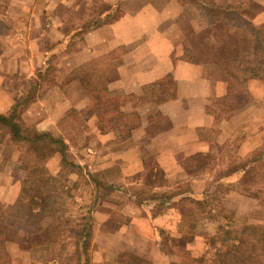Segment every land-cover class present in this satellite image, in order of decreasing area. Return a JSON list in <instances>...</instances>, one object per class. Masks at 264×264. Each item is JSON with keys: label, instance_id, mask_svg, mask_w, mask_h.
<instances>
[{"label": "crops", "instance_id": "1", "mask_svg": "<svg viewBox=\"0 0 264 264\" xmlns=\"http://www.w3.org/2000/svg\"><path fill=\"white\" fill-rule=\"evenodd\" d=\"M59 1L53 9L27 13L25 21L2 15L16 24L13 29L5 28L0 36L10 42V47H0V114L11 110L16 96L28 94L31 81L39 80L38 71L48 65L51 55L59 53L54 85L39 91L41 96L28 108L36 127L62 135L71 112L89 111L84 124L92 134L87 148L90 154L84 149L79 158L68 151L67 158L103 173L112 183L136 187L134 194L116 193L97 208L102 218L94 227L93 263L129 264L124 258L134 255L138 264H187L189 258L196 264H216L217 254L223 251L210 245L211 237L217 235L216 227L208 223L207 229L200 231L196 207L181 200L203 195L208 183L224 171H233L230 180L236 182V169L242 168L259 149L264 135V74L243 78L252 98L236 103L235 112L227 116L221 101L228 96V83L217 57H205L200 62L184 59L186 37L177 25L181 9L186 6L181 0ZM212 2L222 7L231 4V0ZM257 2L264 8V1ZM104 6L106 11L100 13ZM114 8L119 12L108 21ZM99 18L102 23H98ZM253 22L264 24V10ZM21 30L25 33L22 51L17 39ZM223 47H219L218 56H224ZM94 62L103 71L111 98L140 97L144 87L166 76L172 77L176 96L162 105H127L121 109L126 118H137L102 133L97 113L105 101L96 93H88L78 72L80 67ZM255 64L264 69V61ZM150 155L154 157L153 167L163 173L162 185H150L146 180L153 172L148 163ZM9 158L18 161L20 155ZM190 160L208 164L187 173L185 162ZM13 176L0 170V199L9 184L13 194L7 197L17 198L20 180L14 181ZM180 176V184L189 190L182 194L181 185L174 184ZM83 186L86 189L76 200L90 208L93 191ZM151 192L168 193L171 201L161 208L157 202H146L143 207L135 202V194L146 196ZM223 205L235 214L239 240L247 236V228L264 226V206L256 199L230 189ZM36 236L29 238L40 242V236ZM100 241L106 242V249ZM34 245L30 242L28 248L32 250ZM52 262L49 264H55Z\"/></svg>", "mask_w": 264, "mask_h": 264}, {"label": "trees", "instance_id": "2", "mask_svg": "<svg viewBox=\"0 0 264 264\" xmlns=\"http://www.w3.org/2000/svg\"><path fill=\"white\" fill-rule=\"evenodd\" d=\"M202 1L206 7H210H204V10L206 12L209 10L213 17L211 26L220 24L219 27L223 33L221 41L225 46L223 47L224 56L217 55V59L222 69L223 78L228 83V96L221 101V104L226 105L224 111L227 112V116H230L235 112L236 103L242 99L238 100L237 96H233V94L236 95L243 90V78L251 74H264V69L255 64V62L264 61V24L256 25L253 22L256 16L262 12V8L256 0H248L238 6L229 5L227 7L218 6L209 0H181L184 5H187L188 2L196 4ZM250 6L259 8L260 11L252 15L251 22L242 21L243 16L250 15L248 13ZM116 10L119 9L116 8ZM231 23L234 24L231 25ZM213 31L210 28V32ZM183 54L184 59L189 62L202 60L194 55L191 47L185 43ZM58 56L59 53L51 55L48 65L38 71L39 80L32 83V89L28 94L16 96L11 110L8 113L0 114V135H8L10 144L21 149L18 172L23 173L17 198L13 201L0 199V264H12L20 248L24 228H29L32 234L42 236V243L63 242L65 239L64 231L61 230L63 224H58L55 219L59 210L61 193L71 175L85 180L84 184L91 187L94 195V203L89 209V216L84 218L83 227L76 232V245L79 248L77 264H90L86 247L93 240L95 222L91 214L97 211V208L110 194L134 192L133 188L131 190L125 185L111 183L99 172L88 170L89 168L67 159L66 153L70 148L79 152L88 143V138L81 144L78 140L56 136L50 131H39L35 122L30 125L25 120L28 119L30 104L41 96L40 92L54 85ZM254 57L257 61H252ZM98 64L94 62V64L84 65L78 72L81 83L88 93H96L105 100L104 108L97 113V126L102 133H106L111 128L109 121L112 117L124 114L121 109L127 105L134 107H141L144 104L162 105L176 96L174 81L171 76H166L162 80L144 87L140 97L120 95L111 98L108 95L107 81ZM130 118H137V116L130 115ZM55 156L60 161L61 170L58 175L54 176L49 173L48 164ZM158 171L160 170L154 167L148 177L152 179L154 172ZM247 171H255L260 174L259 181L254 186L245 187L240 183L243 175L248 173ZM186 172L191 173L190 168L186 169ZM234 174H238L239 178L236 182L233 180L228 190L236 189L243 195L256 199L264 206V148L244 167L237 169ZM182 179L180 176L174 184L184 185L180 184ZM217 184L218 186L223 185L224 180L216 179L212 183H208L206 191L200 197H188L181 200L183 203L197 207L200 231L206 230L208 223L216 227L217 235L211 237L210 245L214 249L216 247V250H223L222 253L217 254L216 264H264L263 234L258 229H252L251 233H248L243 239L239 240V238L233 237L235 214L227 210L223 205V198L212 191V187ZM188 191V187L184 186L181 194ZM135 195H137L135 202L142 207L149 201L165 205L171 201L170 197H172L168 193L153 192L146 196ZM144 211L146 214L149 212L147 207L144 208ZM46 220L53 221L56 227L54 234L49 236L50 238H46L44 233ZM217 244H220V247Z\"/></svg>", "mask_w": 264, "mask_h": 264}, {"label": "rangeland", "instance_id": "3", "mask_svg": "<svg viewBox=\"0 0 264 264\" xmlns=\"http://www.w3.org/2000/svg\"><path fill=\"white\" fill-rule=\"evenodd\" d=\"M209 1L212 2V0H209ZM247 1L248 0H231V4L228 3L227 6H229V5L238 6V5H241ZM261 1H264V0H261ZM58 3H60L59 0H0V36H2V32L5 30V28L11 27L13 29L15 27L14 25L16 24V23H14V21H10L11 19L6 20V18L2 17V15L4 16L5 14L6 15L9 14V15H12V17H15L19 20L25 21L26 15H28L27 13L32 12L33 10H36L37 12H39V11L41 12L42 10H44L46 8L53 9ZM257 4H259V6L262 8V11H263L264 8L262 7V5H260V3H258V2H257ZM204 7H206V5L203 4V1L196 3V4H193V3L191 4L188 2L187 5L185 6L184 10L181 9L182 13L179 15V19L177 22V25H178L180 31H182V33L186 37L185 38V44H188L189 47H191L194 55H196L197 57L202 58V59H204L205 57H210V58L211 57H217V55L220 54L218 49L222 45L221 39L223 37L222 36L223 33L221 32L220 27H219L220 24L211 26V22H212L213 17L209 13V10H207V12L204 10ZM206 8H210V7H206ZM106 9L107 8H105V6L102 7L100 9V13H102V12L104 13L106 11ZM112 11H110L112 13H110V15H108V16H110L107 18L108 21L116 18V15L119 12V11L115 12V8L112 9ZM259 11H260L259 8H255V7L252 8L250 6L248 9V13L250 15L243 16L241 18L242 21L251 22L252 15L255 14L256 12H259ZM102 22H103L102 18H99L98 23H102ZM233 24L234 23H231V25H233ZM93 25H94V22H93ZM210 28L214 31L210 32ZM70 33L73 34L74 32L71 31ZM17 39L19 40V43H18L19 48L18 49H20V51H22L21 47H23L24 45L21 43L25 41L24 31H22V30L18 31ZM1 46L2 47H10V42L6 37L4 39H2L0 37V47ZM58 58H59V56H58ZM252 61H257V60L254 57V58H252ZM59 63H60V61L57 62L56 68H58ZM32 83L33 82L31 81V84ZM243 83H244L243 84L244 85L243 90L238 92L236 95L233 94V96H237L238 100H240V98H242L240 100V101H242V103L247 102V101L251 100V98H252L250 96V94L248 93L249 90H248V87L246 85L247 83L246 82H243ZM88 115H89V111H86L83 114L71 112L69 114V119L64 124V126L61 130L62 135L61 134H55L56 136H62V137L69 139V140H78L81 144H83L85 139L88 138V143L85 144L84 147L79 152L77 150H75L74 148H70V150H69V151H72V152H70L72 154L76 153L79 156V158L82 157L80 155V152L83 151L84 149L88 148L89 142H90L91 137H92L90 129H88L86 127V125L84 124V120H86V117ZM27 117H28V119H25V120L30 125H32L34 122L33 117L29 113H28ZM126 117L127 116H125L124 114H122V116L112 117L109 121L111 123V124H109V125H111L110 127L113 129H118L119 126H121L124 121L125 122H126V120H130L129 122L133 121V118L128 119ZM263 124H264V122H263ZM112 125H114V126H112ZM261 141H262V143H261L259 149L256 150L255 153H253L250 156V158H248V160L244 163L243 167L247 164L248 161L252 160L260 150H262L264 148V135L262 136ZM21 152H22L21 149L10 144L8 135H3V136L0 135V169L3 171L6 170L8 173L11 172L12 174H14V176H13L14 181L15 180L21 181L22 176H23V173H21L20 171L18 172V168H19L18 164H19L20 158L18 159V161L17 160L12 161V160H10L9 156L18 155V153H19V155L21 157ZM87 152L89 153L88 149H87ZM148 152H152V151H148ZM67 153H66V157H67ZM150 154H152V153H150ZM229 155L232 156V152ZM84 158H86V157H84ZM84 158H82V159H84ZM153 159H154L153 155H150V158L148 159L149 160L148 163H149V166L152 168V170L154 169ZM70 162H76V161H70ZM83 163H85V162H83ZM223 163H224L223 165L226 166L228 161H226V159H225V160H223ZM85 164H87V163H85ZM185 164H186L185 168L186 169L191 168V171H192L194 168L204 167L208 163L204 162V161L190 160V161H186ZM81 166L88 168L86 165H81ZM60 170H61L60 161H59L58 157L55 156L54 158H52L50 160V162L48 164V171L50 174L55 176V175H58L60 173ZM88 170H90V169H88ZM99 173L101 175H103L105 179H107L103 173H101V172H99ZM162 174L163 173L161 171H158L157 173L154 172V176L152 179L149 177L146 178L148 184L153 185L154 183H159L162 185L164 183V179H162L163 178ZM230 174H231V170L224 171L223 173L219 174L214 179V180L218 179L219 181L224 180L223 185L218 186V184H217V185L212 187V191L215 192L216 195H218L219 197L224 198L225 193L228 191L229 185L232 184V181L230 180L232 176ZM259 177H260V174H258L255 171H250L247 174L243 175V178H241L240 183L245 187H251V186H254L259 181ZM108 181L112 183V181H110V180H108ZM84 183H85V180H83L82 178L80 179L76 175H71L68 179L66 187L63 189V191L61 193L59 210H58V214H57V217L55 220L57 221L58 224L59 223L63 224L61 227V230H63L64 234H65V239H63V242L42 243L41 242L42 236H40L38 234H36V235H38L36 237L39 238V236H40V242L39 241L34 242L32 239L29 238L32 236V233L30 232L29 228H24L23 232H22V238L20 240V248L18 250L16 257L13 259L12 264H49L50 262L53 263L52 262L53 260L55 261V264H77L78 263L77 251L79 250V248H78V245H76V243H77L76 232H77V230H80L83 227L84 218L89 216L88 215L90 213L89 209L92 208L93 203H94V201H93L92 206L90 208H87L85 205H82L80 201L77 202L76 198L82 194L81 193L82 190L86 189V187L83 186V185H85ZM184 186L185 185H181L180 187L184 188ZM10 188L11 187L9 184L8 189L6 190L5 195L2 198L7 197L8 195H10L13 192V191H10ZM127 188L128 189L133 188L134 192H135L136 187L129 186ZM114 194H116V193H114ZM114 194H110L104 201L108 200ZM92 197L94 198L93 194H92ZM8 199H11L13 201L12 198H8ZM88 200H90V196L87 199V201ZM185 205L190 206L192 204L185 203ZM158 206H160V208H161L162 205L160 204ZM195 211L197 214H199L197 207L195 208ZM91 216L94 219V222H95L94 227H95L97 221H100L102 216H101V214H97L96 211L93 212L91 214ZM52 222L53 221H50V220H46L44 222V226L46 227V230L44 232L46 235V238L47 237L50 238L49 236L54 234V232L56 230L55 224H54V222L52 224ZM233 223L235 224V222H233ZM50 224H52V225L49 226ZM71 228H73V229H71ZM198 228L200 229L199 226H198ZM252 229H258L260 231V233L263 234V236H264V226H258V228L255 226H251V227L247 228L245 232L251 233ZM236 232H239V230H236V224H235L234 229H233V237H237V239H238L239 236L236 234ZM94 233H95V230L93 232L92 242L86 247L87 253H88V259L90 260V264H94L93 263V259H94V257H93ZM242 233L244 234L243 230H242ZM33 237H35V236H33ZM42 240H43V238H42ZM30 242H31V244L35 243V245H34L35 248H33L32 250H30L28 248L29 247L28 244ZM99 244L103 249H106V245H105L106 242L105 241H100ZM217 245L220 246L219 244H217ZM95 248H96V245H95ZM215 249H216V247H215ZM124 260L126 261V263H129V264L140 263L138 258L134 255L126 256L124 258ZM106 262L107 261L105 260V263ZM196 263H197V261L193 260L192 258H189L187 261V264H196Z\"/></svg>", "mask_w": 264, "mask_h": 264}]
</instances>
